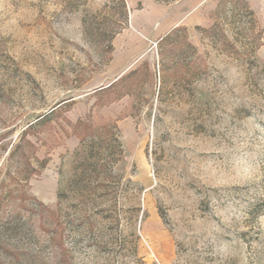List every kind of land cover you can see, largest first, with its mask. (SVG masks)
I'll list each match as a JSON object with an SVG mask.
<instances>
[{
	"label": "rangeland",
	"instance_id": "374dc122",
	"mask_svg": "<svg viewBox=\"0 0 264 264\" xmlns=\"http://www.w3.org/2000/svg\"><path fill=\"white\" fill-rule=\"evenodd\" d=\"M248 2L0 0V264H264Z\"/></svg>",
	"mask_w": 264,
	"mask_h": 264
},
{
	"label": "crops",
	"instance_id": "0c3cea01",
	"mask_svg": "<svg viewBox=\"0 0 264 264\" xmlns=\"http://www.w3.org/2000/svg\"><path fill=\"white\" fill-rule=\"evenodd\" d=\"M181 4L179 3L178 5H174L171 10L162 17L160 20V25L162 26V33L165 34L164 32L166 29H168L173 21L175 20H180L182 18H185L186 15L181 11ZM140 49V47H136L132 45L130 42L127 43V48L126 51H121L119 52L118 56L114 59V62H112V68L114 67L113 70H117L121 67H124L126 60L133 54L135 53V49ZM116 66V67H115ZM102 85V84H101Z\"/></svg>",
	"mask_w": 264,
	"mask_h": 264
},
{
	"label": "trees",
	"instance_id": "16d2710c",
	"mask_svg": "<svg viewBox=\"0 0 264 264\" xmlns=\"http://www.w3.org/2000/svg\"><path fill=\"white\" fill-rule=\"evenodd\" d=\"M163 2H171L173 0H160ZM224 1H230L232 3H234L235 5V10L237 11V13L239 15L241 14H245V15H251L254 16L255 15V10L251 7L250 3L248 2V0H224ZM121 3L123 4V8L125 9V12L127 11V5H126V0H121ZM172 32V31H171ZM170 34V33H169ZM169 34H167L166 36L163 37V40H166L169 36ZM135 71H131L129 74L134 73ZM128 75H125L123 78H126ZM116 82L112 83L109 87L113 86ZM107 87V88H109ZM85 124L84 120H78L74 125V130H77V128L81 125ZM77 134V133H76ZM78 135V134H77ZM80 137V135H78Z\"/></svg>",
	"mask_w": 264,
	"mask_h": 264
}]
</instances>
